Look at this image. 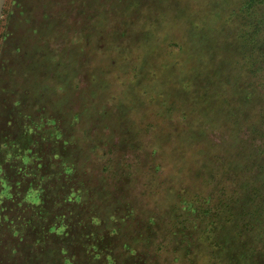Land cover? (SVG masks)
Listing matches in <instances>:
<instances>
[{"label":"rangeland","instance_id":"1","mask_svg":"<svg viewBox=\"0 0 264 264\" xmlns=\"http://www.w3.org/2000/svg\"><path fill=\"white\" fill-rule=\"evenodd\" d=\"M0 167V264H264V0H6Z\"/></svg>","mask_w":264,"mask_h":264},{"label":"trees","instance_id":"2","mask_svg":"<svg viewBox=\"0 0 264 264\" xmlns=\"http://www.w3.org/2000/svg\"><path fill=\"white\" fill-rule=\"evenodd\" d=\"M33 165L36 168V162ZM1 168L2 167H0V169ZM40 175L43 177V173H40ZM15 176L16 177H11V182H12V184L14 186V191H12V194H10V196L12 198L14 197V198L23 200V202H24L25 200H29L30 199V197L32 195L31 192H33V190L39 195L40 199L44 198L43 195L46 193V189L45 188L39 189V185H37L38 179H39V175L31 173L30 179L33 180V184L31 185V187H26V188L23 187V181H22L23 178L20 177L17 174H15ZM68 179L72 180V177L69 176ZM2 180L7 184V169L6 168H5ZM44 180L46 181V177L44 178ZM73 185L74 186H71V187H75V184H73ZM76 189H78V188H76ZM250 192H253V191L250 190ZM80 198H81L80 191H76L74 189H71L70 192L67 194L68 201L79 202ZM25 223H26V220H25ZM238 238L241 239L240 237H238ZM234 257H235V255H234ZM253 257H254L253 254L250 255V256H249V254H242V258H241L242 263H240L239 261H237V262H238V264L239 263L240 264H247V263L250 264V261H244V259L245 258L246 259H250V258H253ZM69 264H70V262H69Z\"/></svg>","mask_w":264,"mask_h":264},{"label":"water","instance_id":"3","mask_svg":"<svg viewBox=\"0 0 264 264\" xmlns=\"http://www.w3.org/2000/svg\"><path fill=\"white\" fill-rule=\"evenodd\" d=\"M6 0H0V24L3 17V12L5 8Z\"/></svg>","mask_w":264,"mask_h":264}]
</instances>
